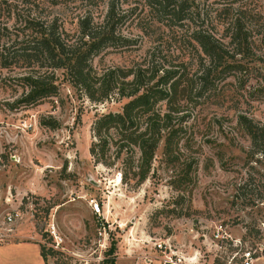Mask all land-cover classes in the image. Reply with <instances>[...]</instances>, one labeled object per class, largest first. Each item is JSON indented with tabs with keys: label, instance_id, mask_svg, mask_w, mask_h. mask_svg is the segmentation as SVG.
I'll return each instance as SVG.
<instances>
[{
	"label": "rangeland",
	"instance_id": "374dc122",
	"mask_svg": "<svg viewBox=\"0 0 264 264\" xmlns=\"http://www.w3.org/2000/svg\"><path fill=\"white\" fill-rule=\"evenodd\" d=\"M39 1L45 7L35 8L36 15L57 19L74 39L77 17L89 13L100 23L110 0ZM115 1L118 13L126 16L117 32L133 42L95 58V79L108 70L128 71L158 44L160 61L176 65L177 35L154 20L146 0ZM235 1L234 8L253 1L264 12V0ZM33 2L38 0H8L0 6V23L11 25L13 16L33 9ZM38 75L39 82L54 87L53 96L30 99L33 90L27 83ZM242 100L240 111L204 99L182 100L178 162H169L160 144L141 183L134 175L138 149L119 148L113 130L106 164L89 153L96 120L121 112L127 99L111 94L90 100L62 70L0 68V223L7 213L18 212L6 243L31 242L1 247L0 264H41L35 244L54 251L46 264H133L127 256L135 249L131 244L141 245L147 236L169 239L182 256L195 257L194 264H242L247 252L253 264H264V167L246 161L250 142L237 127L239 115L264 123V100ZM157 108L163 111L165 103ZM185 163L191 171L181 184ZM93 202L99 204V215L91 211ZM218 225L229 234L227 242L211 241ZM52 231L62 240L58 250L52 247Z\"/></svg>",
	"mask_w": 264,
	"mask_h": 264
},
{
	"label": "trees",
	"instance_id": "16d2710c",
	"mask_svg": "<svg viewBox=\"0 0 264 264\" xmlns=\"http://www.w3.org/2000/svg\"><path fill=\"white\" fill-rule=\"evenodd\" d=\"M7 1L0 0V6ZM206 2L146 0L154 20L177 35L176 42L181 44L180 50L176 48L178 62L166 67L159 59L163 51L158 44L144 62L136 63L128 71L108 70L95 79L92 68L95 58L107 49H127L133 42L117 32L126 16L118 13L116 1L108 2L100 23H95L89 13L77 17L73 39L57 19H40L36 15L35 8L45 7V3L38 0L25 16H13L11 25L0 23V68L25 66L51 72L62 70L73 86L80 87L90 100L101 101L111 94L127 99L121 112L108 113L96 120L95 142L89 153L96 162L106 164L113 130L119 148L138 149V173L134 175L142 183L160 144L169 162H178L175 150L184 133L185 118L180 115L182 100L204 99L219 107L226 104L227 108L237 111L244 97L251 101L264 100V12L261 6L253 1L237 8H234L235 0ZM49 3L58 4L57 0ZM189 66H193L192 73L188 71ZM40 76L34 82L28 80L27 85L33 90L30 99L40 100L55 94L49 81L39 82ZM130 76V81H120ZM96 80L98 87H95ZM161 103H165L163 111L157 108ZM237 127L250 142L246 161L264 167V123L239 115ZM190 171V165H182L181 184H186ZM121 176L125 180L127 172L124 170ZM39 250L44 264L49 256H54V251L44 245H39Z\"/></svg>",
	"mask_w": 264,
	"mask_h": 264
},
{
	"label": "built area",
	"instance_id": "2783aa9c",
	"mask_svg": "<svg viewBox=\"0 0 264 264\" xmlns=\"http://www.w3.org/2000/svg\"><path fill=\"white\" fill-rule=\"evenodd\" d=\"M91 211L94 214H100L99 204L93 202L91 205ZM20 218L18 212L7 213L2 222L0 223V245L5 244L6 240L11 237L13 229L11 226ZM3 226V227H2ZM6 227V228H4ZM211 241L215 243L227 242L230 237L225 231L224 227L218 225L214 227ZM53 237L54 245L52 246L55 250L59 249L62 240L55 234V231L51 233ZM130 246V245H129ZM135 249L131 250V254L127 255L132 259L133 264H194L195 257L191 256L186 258L182 256L178 251L172 249L169 244V239H159L156 237L147 236L146 239L141 242V245H132ZM141 246V247H140ZM242 264H253V258L249 252L243 255Z\"/></svg>",
	"mask_w": 264,
	"mask_h": 264
},
{
	"label": "crops",
	"instance_id": "0c3cea01",
	"mask_svg": "<svg viewBox=\"0 0 264 264\" xmlns=\"http://www.w3.org/2000/svg\"><path fill=\"white\" fill-rule=\"evenodd\" d=\"M18 243H22V244L26 243V244H29V243H31V242H18ZM18 243H14V244H13V243H11V244H10V243H5V244L2 245V246L0 245V248L3 247V246H10V245L13 246V245L18 244ZM32 244H35V243H32ZM35 246H37V257L39 258L41 264H43V261H42L40 255H39V251H40V250H39V245H38V244H35Z\"/></svg>",
	"mask_w": 264,
	"mask_h": 264
}]
</instances>
